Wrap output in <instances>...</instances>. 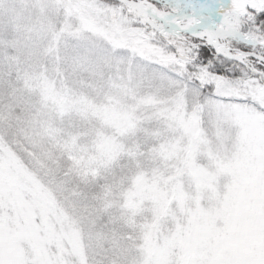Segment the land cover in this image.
<instances>
[{
  "label": "snow or ice",
  "instance_id": "6c2138e0",
  "mask_svg": "<svg viewBox=\"0 0 264 264\" xmlns=\"http://www.w3.org/2000/svg\"><path fill=\"white\" fill-rule=\"evenodd\" d=\"M0 264H264V0H0Z\"/></svg>",
  "mask_w": 264,
  "mask_h": 264
}]
</instances>
